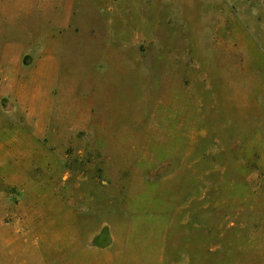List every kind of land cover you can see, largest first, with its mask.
Listing matches in <instances>:
<instances>
[{
	"label": "rangeland",
	"instance_id": "rangeland-1",
	"mask_svg": "<svg viewBox=\"0 0 264 264\" xmlns=\"http://www.w3.org/2000/svg\"><path fill=\"white\" fill-rule=\"evenodd\" d=\"M0 264H264V0H0Z\"/></svg>",
	"mask_w": 264,
	"mask_h": 264
}]
</instances>
